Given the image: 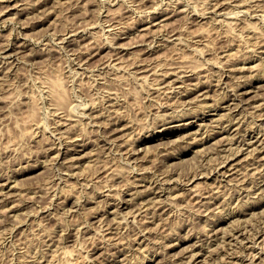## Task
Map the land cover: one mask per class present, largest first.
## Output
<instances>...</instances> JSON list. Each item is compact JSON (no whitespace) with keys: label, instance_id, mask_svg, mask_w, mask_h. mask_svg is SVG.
I'll return each instance as SVG.
<instances>
[{"label":"rangeland","instance_id":"374dc122","mask_svg":"<svg viewBox=\"0 0 264 264\" xmlns=\"http://www.w3.org/2000/svg\"><path fill=\"white\" fill-rule=\"evenodd\" d=\"M263 52L264 0H0V264H263Z\"/></svg>","mask_w":264,"mask_h":264},{"label":"bare ground","instance_id":"6f19581e","mask_svg":"<svg viewBox=\"0 0 264 264\" xmlns=\"http://www.w3.org/2000/svg\"><path fill=\"white\" fill-rule=\"evenodd\" d=\"M179 4H180V3H179ZM242 4H243V3H242ZM8 6H9V5H8ZM14 6H15V5H14ZM175 6H176V5H175ZM241 6H242V5H241ZM9 7H10V6H9ZM176 7H177V6H176ZM236 7H238V6H236ZM239 7H240V5H239ZM178 9H179V8H178ZM184 9H185V8H184ZM235 9L237 10V8H235ZM238 9H239V8H238ZM168 10H169V9H168ZM236 10H235V11H236ZM240 10H242V9H240ZM240 10L236 11V12H238V13H237L238 15H239V13H240V12H239ZM166 11H167V10H166ZM183 11H184V10H183ZM231 12H232V11H231ZM236 12H234V11H233L232 13L228 12V14H229V15H231V14L233 15L234 13L236 14ZM167 13H168V11H167ZM171 13H172V12H171ZM173 13H174V12H173ZM164 14H165V13H164ZM229 15H228V17H229ZM232 15H231V16H232ZM169 16H170V15H169ZM153 17H154V16H153ZM166 17H168V16H166ZM166 17H163V18L166 19ZM235 17H236V16H235ZM235 17H234V18H235ZM170 18H171V17H170ZM230 18H231V17H230ZM226 19H227V17H226ZM231 19H233V18H231ZM231 19H227L226 21L229 22ZM235 19H236V18H235ZM162 20H163V19H162ZM233 20H234V19H233ZM236 20H237V19H236ZM163 21H164V20H163ZM231 21H232V20H231ZM234 21H235V20H234ZM234 21H233V22H234ZM229 23H230V22H229ZM231 23H232V22H231ZM113 24H114V23H113ZM154 24H155V23H154ZM114 25H115V24H114ZM151 25H152V24H151ZM251 25H253V24H251ZM112 27H113V25H112ZM114 27H115V26H114ZM146 28H147V27H146ZM148 28H149V27H148ZM170 35H172V34H170ZM167 36L170 37L169 35H167ZM167 36H166V38H167ZM164 40H165V39H164ZM165 42H166V41H165ZM20 43H21V42H20ZM20 43H19V44H20ZM19 44H18V45H19ZM23 44H24V43H23ZM150 44H151V42H150ZM150 44H149V45H150ZM175 44H176V43H175ZM177 44H178V43H177ZM149 45H148V46H149ZM6 46H7V45H6ZM6 46H5V47H6ZM15 46H16V45H15ZM20 46H21V45H20ZM5 47H4V48H5ZM18 47H19V46H18ZM18 47H17V48H18ZM7 48H10V47H7ZM149 49H150V47H149ZM16 50H17V49H16ZM151 50H152V49H151ZM148 51H149V50H148ZM6 52H8V50H7ZM14 52H15V50H14ZM263 53H264V52H263ZM186 59H187V58H186ZM187 63H189V62L186 61L185 59H180V65L178 66V68H180V69H185V68L188 69V68H190L191 70H193L194 68H198L197 66H193L192 64H189V65H188ZM195 65H199V64H195ZM242 67H243V66H242ZM146 68H147V66H146ZM148 68L151 69L150 67H148ZM170 68H171V67H170ZM172 68H173V67H172ZM172 68H171V71H172ZM149 69H146V70H149ZM180 69H179V70H180ZM237 69H238V68H237ZM151 70H153V68H152ZM176 70H177V72L179 71L177 68H175V71L173 70L174 73H176ZM194 70H195V69H194ZM144 71H145V69H144ZM149 71H150V70H149ZM169 71H170V70H169ZM165 72H166V71H165ZM180 72H183V71H179V73H180ZM183 73H184V72H183ZM183 73H181V75H180L179 77H178V75H177V78H180L181 76H183ZM193 73H194V71H193ZM163 74H164V72H163ZM167 74H168V72H167ZM167 74H166V75H167ZM177 74H178V73H177ZM186 74H187V73H186ZM166 75H165V76H166ZM170 75H171V74H170ZM174 75H175V74H174ZM174 75H173V78H174ZM162 77H163V76H162ZM189 77H190V76H189ZM165 78H166V77H164L163 79L165 80ZM173 78H172V79H173ZM182 78H183V77H182ZM184 78H185V77H184ZM184 78H183V79H184ZM186 78H187V76H186ZM190 78H191V77H190ZM170 79H171V78H170ZM174 80H175V81H174ZM174 80L171 81V85H173L172 83H176V81L178 82V80H177L176 78H175ZM179 80H180V79H179ZM160 81H163V80H161V75H160ZM183 81H184V80H183ZM167 82H168V81H167ZM51 83H52V84H51ZM51 83H50V85H49V91H50V93H51L52 95H54V96L56 97V99H57V103H56V104H61V103H63L62 100L64 99V95H63V92H62V90H61V88H60V86H61L60 81L55 79V80H53ZM168 83H169V82H168ZM179 83H180V82H178V84H179ZM181 83H182V82H181ZM47 84H48V83H47ZM160 84H161V86H163V85H165L166 83H165V84L160 83ZM162 84H163V85H162ZM178 84H177L176 86H178ZM195 84H196V83H195ZM199 84H200V83H199ZM169 85H170V83H169ZM169 85H168V87H169ZM196 85H197V84H196ZM158 86H159V84H158ZM158 86H157V87H158ZM173 86H174V85H173ZM159 87H160V86H159ZM166 87H167V86H165V88H166ZM178 87H179V86H178ZM178 87H177V88L174 87L175 90L178 89ZM196 87H197V86H196ZM198 87H199V86H198ZM161 88H163V87H161ZM165 88H163V89H165ZM169 88H170V87H169ZM171 88H172V87H171ZM199 88H200V87H199ZM157 89H158V88H157ZM157 89H156V90H157ZM161 90H162V89H161ZM165 90H166V89H165ZM172 90H174V89L172 88ZM178 90H179V89H178ZM180 90H181V89H180ZM182 90H183V89H182ZM193 90H194V89H193ZM167 91H168V90H166V93H165V94H169V93H167ZM170 91H171V89H170ZM180 92H181V91H180ZM182 92H183V91H182ZM172 93H173V92H172ZM176 93H177V92H176ZM236 95H238V94H236ZM205 96H206V95H205ZM228 98H229V97H228ZM224 102H225V101H224ZM263 103H264V102H263ZM237 104H238V103H237ZM237 104H236V105H237ZM229 105H230V104H229ZM263 105H264V104H263ZM208 106H209V105H208ZM208 106H207V107H208ZM205 107H206V106H205ZM225 107H226V106H225ZM228 107H229V106H228ZM230 108H232V107H230ZM230 108H229V109H230ZM55 109H57V108H55ZM59 114H60V113H59ZM188 114H189V113H188ZM68 115H69V114H68ZM68 115L65 114L64 116H63V115L60 116V117H61V121L63 122V120H64V123H65L67 120H69ZM233 116H234V115H233ZM60 117H59V118H60ZM171 117H172V116H171ZM171 117H170V118H171ZM185 117H186V116H185ZM234 117H236V116H234ZM165 118H166V117H165ZM174 118H175V117H174ZM236 118H237V117H236ZM165 120H166V119H165ZM235 120H237V119H235ZM61 121H59V123H62ZM168 121H169V120H168ZM162 122H163V121H162ZM191 122H192V121H191ZM191 122H190V123H191ZM229 122H230V120H229ZM237 122H238V120H237ZM186 124H187V123H186ZM186 124H185V125H186ZM229 124H230V123H229ZM231 124H232V123H231ZM231 124H230V125H231ZM237 124H238V123H237ZM63 125H64V124H63ZM223 126H224V125H223ZM226 126H227V125H226ZM199 127H200V126H199ZM230 127H231V126H230ZM233 127H234V125H233ZM235 127H236V126H235ZM238 127H239V126H238ZM261 127H262V125H261ZM223 128H224V127H223ZM225 128H226V127H225ZM228 128H229V127H228ZM262 128H263V127H262ZM229 129H230V128H229ZM252 129H253V128H252ZM254 129H255V128H254ZM164 130H165V129H164ZM227 130H228V129H227ZM237 130H239V128H238ZM228 131H229V130H228ZM253 131H254V130H253ZM223 132H224V130H223ZM236 132H237V131H236ZM245 132H246V131H245ZM247 132H249V131H247ZM255 132H256V131H255ZM258 132H259L258 134L261 133L260 131H258ZM161 133H162V132H161ZM220 133H221V132H220ZM234 133H235V132L232 133L233 135H230V136H232V139H233ZM241 133H243V132H241ZM249 133H250V132H249ZM249 133H248V134H249ZM263 134H264V133H263ZM215 135H216V134H215ZM221 135H222V134H221ZM252 135H254V134H252ZM255 135H256V134H255ZM153 136H154V135H153ZM228 136H229V135H228ZM230 136H229V137H230ZM242 136H243V134H242ZM256 136H259V135H256ZM221 137H222V136H221ZM235 137H236V133H235ZM239 137H240V136H239ZM194 138H195V137H194ZM214 138H215V137H214ZM222 138H223V137H222ZM226 138H228V137H226ZM256 138H257V137H256ZM256 138H254V139H256ZM223 139H225V138H223ZM228 139H230V138H228ZM232 139H231V140H232ZM245 139H246V138H245ZM250 139H251V138H250ZM254 139L252 138L251 141H253ZM258 139H259V138H258ZM261 139H262V138H261ZM261 139H259L258 141L260 142ZM220 140H221V138H220ZM239 140H241V139H239ZM242 140H243V139H242ZM262 140H264V139H262ZM215 141H216V140H215ZM218 141H219V140H218ZM249 141H250V140H249ZM251 141H250V142H251ZM224 142H225V140H224ZM224 142H223V143H224ZM240 142H241V141H240ZM247 142H248V138H247ZM250 142H248V143H250ZM253 142H254V141H253ZM261 142H262V141H261ZM73 143H74V142H73ZM80 143H81V142H80ZM257 143H258V142H257ZM257 143H256V144L254 143V145H257V146H258ZM58 144H59V143H58ZM78 144H79V143H78ZM219 144H221V143H219ZM235 144H238V142H237V143L235 142ZM74 145H75V144H74ZM76 145H77V144H76ZM81 145H82V143H81ZM83 145H84V144H83ZM239 145H240V143H239ZM241 145H242V144H241ZM254 145H253V146H254ZM58 146H59V145H58ZM62 146H63V144H62ZM230 146H231V145H230ZM237 146H238V145H237ZM237 146H236V147H237ZM253 146H251V148H252ZM226 147H227V146H226ZM232 147H233V146H232ZM243 147H244V146H243ZM249 147H250V146H249ZM254 147H255V146H254ZM254 147H253V148H254ZM214 148H215V147H214ZM239 148H240V147H239ZM251 148H250V149H251ZM256 148H258V147H256ZM59 149H60V148H59ZM69 149H70V148H69ZM229 149H230V148H229ZM234 149H235V148H233V150H234ZM237 149H238V148H237ZM241 149H243V148H241ZM259 149H261V148H259ZM70 150H71V149H70ZM238 150H239V149H238ZM243 150H244V149H243ZM251 150H252V149H251ZM66 151H67V150H66ZM71 151H72V150H71ZM59 152H60V151H59ZM232 152H233V151H232ZM232 152H231V153H232ZM238 152H240V151H238ZM238 152H236V153H238ZM57 153H58V152H56V154H57ZM229 153H230V152H229ZM247 153H250V151L247 152ZM252 153L254 154V150H253ZM232 154L234 155L235 152L232 153ZM232 154H230V160H231ZM250 154H251V153H250ZM227 155H228V154H227ZM236 155H237V154H236ZM57 156H58V155H57ZM57 156H56V157H57ZM59 156H60V155H59ZM223 156H224V154H223ZM251 156H252V155H251ZM54 157H55V156H54ZM225 157H227L226 159L228 160V156H225ZM234 157H235V155H234ZM253 157H254V156H253ZM222 160L225 161V159H222ZM226 162H228V161H226ZM224 163H225V162H224ZM220 164H221V163H220ZM231 165H232V163H231ZM233 166H234V165H233ZM230 167H231V166H230ZM232 168H233V167H232ZM226 170H227V169H226ZM229 170H230V169H229ZM260 171H261V170H260ZM222 172H223V171H222ZM224 173H225V172H224ZM226 173H227V172H226ZM194 176H196V174H194ZM198 184H199V183H198ZM195 187H197V186H195ZM259 187H260V185H259ZM259 187H258V188H259ZM197 188H198V187H197ZM258 188H257V189H258ZM194 189L196 190V188H194ZM194 189H193V190H194ZM156 191H157V190H156ZM199 191H200V190H199ZM151 192H152V191H151ZM191 192H192V191H191V188H190V193H189V192H188V193L191 195ZM196 192L198 193L197 190H196ZM196 192L193 191L192 196H193V194H194V197H195ZM256 192H257V191H256ZM201 193H203V192L200 191V195H202ZM252 193H255V192L253 191ZM148 194H149V193H148ZM157 194H158V193H157ZM157 194L155 193V195H157ZM155 195H154V196H155ZM159 195H160V194H159ZM161 195H162V194H161ZM192 196H191V197H192ZM196 196H197V195H196ZM263 196H264V195H263ZM150 197H151V196H150ZM205 197H206V196H205ZM205 197H204V198H205ZM259 197H260V196H259ZM155 198H156V197H155ZM155 198H153L152 200L155 201V200H157L158 198H160V196H159L157 199H155ZM189 198H190V197H189ZM192 198H193V197H192ZM196 198H197V197H196ZM200 198H202V196H200ZM208 198H209V197H208ZM210 198H211V197H210ZM125 199H126V198H125ZM150 199H151V198H150ZM150 199H149V200H150ZM154 199H155V200H154ZM161 200H162V199H161ZM192 200H193V199H192ZM194 200H195V199H194ZM198 200H201V199H198ZM126 201H127V200H126ZM144 201H145V200H144ZM162 201H163V200H162ZM249 201H251V200H249ZM252 201H253V200H252ZM252 201H251V202H252ZM196 202H197V200H196ZM199 202H200V201H199ZM199 202H198V203H199ZM206 202H207V201H206ZM208 202H209V200H208ZM210 202H211V201H210ZM251 202H248V203H250V204L252 205ZM121 203H122V202H121ZM126 203H127V202H126ZM153 203H154V202H153ZM156 203H157V202H156ZM202 203L205 204V202H203V200H202ZM248 203H247V204H248ZM147 204H148V202H147ZM211 204H212V202H211ZM112 205H113V203H112ZM126 205H127V204H126ZM200 205H201V204H200ZM251 205H250V206H251ZM255 205H256V204H255ZM122 206H123V205H122ZM202 206H203V205H202ZM117 207H118V206H117ZM209 207H210V206H208V208H209ZM11 208H12V207H11ZM252 208H253V207H252ZM115 209H116V206H115ZM115 209H114V210H115ZM242 209H243V208H242ZM116 210H117V209H116ZM205 210H206V209H205ZM240 210H241V209H240ZM110 211H112V210H110ZM118 211H119V210H118ZM118 211H117V213H119ZM241 211H242V210H241ZM263 211H264V210H263ZM236 212L238 213V210H237ZM239 212H240V211H239ZM243 212H244V211H243ZM106 213H107V212H106ZM111 213H113V212H111ZM117 213H116V214H117ZM232 213H233V211H232ZM240 213H241V212H240ZM235 214H236V213H235ZM235 214H234V215H235ZM262 214H263V213H262ZM107 215H108V214H107ZM114 215H115V214H114ZM101 216H102V215H101ZM99 219H100V218H99ZM221 219H222V218H221ZM221 219H220V220H221ZM100 220H101V219H100ZM217 222H218V221H217ZM238 223H240V222H238ZM237 225H238V227H239V224H237ZM240 225H241V224H240ZM242 226H243V225H242ZM215 227H216V226H215ZM238 227L235 226V227H232V228H237V229H238ZM240 227H241V226H240ZM212 229H214V228H212ZM242 229H243V228H242ZM217 230H219V229H217ZM239 230H240V229H239ZM261 230H262V229H261ZM243 231H244V230H243ZM258 231H259V230H258ZM244 232H245V231H244ZM256 232H257V231H256ZM217 233H218V232H217ZM253 233H254V232H253ZM215 234H216V233H215ZM210 235H211V234H210ZM222 235H225L224 232H223ZM245 235H246V234H245ZM253 235H254V234H253ZM216 236H217V235H216ZM225 236H226V235H225ZM232 236H233V235H232ZM256 236H257V235H256ZM217 237H218V236H217ZM223 237H224V236H223ZM219 238H221V237H219ZM249 238H250V236H249ZM254 238H256L255 235H254ZM223 239H224V238H223ZM237 239H239V238L237 237ZM225 240H226V239H225ZM240 240H241V238H240ZM221 241H222V238H221ZM223 241H224V240H223ZM235 241H236V240H235ZM219 242H220V241H219ZM224 242H225V241H224ZM237 242H238V241H237ZM221 243H222V242H221ZM240 243L243 244L242 240L240 241ZM217 244H218V243H217ZM224 244H225V243H224ZM262 244H263V243H262ZM218 245H219V244H218ZM218 245H217V246H218ZM242 246H243V245H242ZM239 247H240V246H239ZM244 248H245V247H244ZM246 248H247V246H246ZM263 248H264V247H263ZM213 249H214V248H213ZM215 249H216V248H215ZM239 249H240V248H239ZM250 249H251V247H250ZM164 250H165V249H164ZM217 250H218V248H217ZM71 251H72V250H71ZM246 251H247V250H246ZM263 251H264V250H263ZM164 252H165V251H164ZM169 252H170V251H169ZM213 252H215V251L213 250L212 253H213ZM218 252H219V251H218ZM62 253H64L63 255H69V254H70L69 256H71V252H70V250H68V249H66L64 252L62 251ZM247 253H248V252H247ZM249 253H250V252H249ZM192 254L194 255V253H192ZM218 254H219V253H218ZM255 254H257V253H255ZM164 255H165V254H164ZM220 255H221V254H220ZM251 255H252V254H250V256H251ZM51 256H52V255H51ZM54 256H55V255H54ZM69 256H68V257H69ZM194 256H195V255H194ZM218 256H219V255H218ZM218 256H217V257H218ZM253 256H255V255H253ZM253 256H252V257H253ZM52 257H53V256H52ZM190 257H193V256H190ZM190 257H189V258H190ZM213 257H214V256H213ZM252 257H251V258H252ZM255 257H256V256H255ZM258 257H259V256H258ZM258 257H257V258H258ZM189 258H188V259H189ZM218 258H219V257H218ZM220 258L222 259V256H221ZM220 258H219V259H220ZM262 258H263V259H262V262H263V264H264V257H262ZM67 259H68V258H67ZM67 259H66V260H67ZM192 259H193V258H192ZM192 259H191V260H192ZM219 259H218V260H219ZM223 259H225V258H223ZM223 259H222V260H223ZM253 259H254V258H253ZM259 259H261V258H259ZM191 260H190V261H191ZM195 260H196V259H195ZM233 260H234V259H233ZM250 260H252V259H250ZM67 261H68V260H67ZM67 261L65 262V260H64L62 263H63V264H71L70 262H72V261H70V260H69L70 262H69V261L67 262ZM192 261H193V260H192ZM220 261H221V260H220ZM230 261H231V260H230ZM230 261H229V262H230ZM73 262H74V261H73ZM232 262H233V261H232ZM234 262H235V261H234ZM251 262H252V261H251ZM253 262H254V261H253ZM253 262H252V263H253ZM226 263H227V262H226ZM235 263H236V262H235ZM73 264H74V263H73ZM230 264H231V263H230ZM233 264H234V263H233Z\"/></svg>","mask_w":264,"mask_h":264}]
</instances>
